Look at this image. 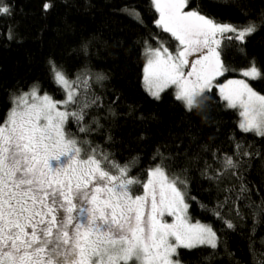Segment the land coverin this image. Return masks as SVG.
Masks as SVG:
<instances>
[{"label": "trees", "instance_id": "16d2710c", "mask_svg": "<svg viewBox=\"0 0 264 264\" xmlns=\"http://www.w3.org/2000/svg\"><path fill=\"white\" fill-rule=\"evenodd\" d=\"M0 2L10 7V14L0 15V123L14 98L34 86L62 100L64 89L55 82L61 71L79 82L77 103L66 111L89 105L79 124L69 118L70 136L87 141L82 146L109 163L127 165L130 178L147 181L148 171L160 166L185 193L189 220L206 222L216 233L215 248L178 247L179 262L264 264V137L240 129L237 109L226 106L217 88L191 111L172 87L159 98L146 91V49L176 47L155 25L158 14L150 0ZM186 8L237 29L255 25L244 41L225 34L220 58L226 76L254 64L262 76L250 84L264 94V0H188ZM225 157L235 167L225 169ZM142 193V184L133 186V195Z\"/></svg>", "mask_w": 264, "mask_h": 264}, {"label": "snow or ice", "instance_id": "6c2138e0", "mask_svg": "<svg viewBox=\"0 0 264 264\" xmlns=\"http://www.w3.org/2000/svg\"><path fill=\"white\" fill-rule=\"evenodd\" d=\"M150 3L158 13L155 25L178 43L175 53L163 43L146 49L147 91L159 98L175 86L176 100L191 111L218 87L226 106L240 109V129L264 137V95L247 82L260 79L261 71L253 64L242 71L247 79L214 84L227 71L217 36L232 33L227 39L244 41L255 25L237 29L216 23L198 11H186L188 0ZM8 14L10 7L0 2V15ZM55 78L66 92L64 100L41 96L33 88L17 97L0 124V264H174L178 247L215 248L216 233L189 222L185 193L160 166L142 182L129 177L127 165L109 163L96 149L87 151L82 146L87 141L70 136L65 130L69 118L79 124L89 105L85 102L79 112L60 110L77 103L74 85L79 82L61 71ZM83 84L87 87L86 80ZM224 167H235L232 157H225ZM141 184L143 194L133 195V186Z\"/></svg>", "mask_w": 264, "mask_h": 264}, {"label": "rangeland", "instance_id": "374dc122", "mask_svg": "<svg viewBox=\"0 0 264 264\" xmlns=\"http://www.w3.org/2000/svg\"><path fill=\"white\" fill-rule=\"evenodd\" d=\"M186 11H192V10H190V9H185ZM158 14V13H157ZM217 39H220L221 40V44H220V46L218 47V51H219V53H220V50H221V47H222V45H223V43H224V39H223V37H221V36H217ZM177 41H176V47H177ZM160 45H158V46H154V47H151V48H153V49H155V48H157V47H159ZM166 47V46H165ZM176 47L175 48H173V49H169V51H171V52H173V53H175V51H176ZM147 54L145 53V57H144V66H145V64H146V62H147ZM190 59H192V57H190ZM220 61H221V58H220ZM222 62V61H221ZM223 64V63H222ZM224 68L225 69H227L225 66H224ZM249 68V67H248ZM248 68H245V69H242L239 73H238V76H226L225 74L227 73V71H225L224 72V74L222 75V76H218L217 78H216V80L214 81V84L215 85H219V84H224V83H226L228 80H237V79H247V78H245L243 75H242V71L243 70H246V69H248ZM225 75V76H224ZM250 80L251 79H247V82L249 83V86L252 88V86H251V84H250ZM142 81H143V85H144V87H145V83H144V68H143V79H142ZM170 87H172L173 88V90H174V92L176 93V87L175 86H170ZM33 88H35V89H37V87H32V89ZM213 88H217L218 89V93L220 94V92H219V88L218 87H213ZM145 89H146V87H145ZM253 89V88H252ZM254 91H256L255 89H253ZM31 90H28V91H25V92H23V93H21V94H19L17 97H19V96H21L22 94H24V93H28V92H30ZM146 91H147V89H146ZM148 92V91H147ZM257 93H259V94H261V95H264V94H262V93H260V92H258V91H256ZM149 93V92H148ZM38 94L39 95H41V96H43V95H45V94H47V93H40L39 91H38ZM150 94V93H149ZM48 95V94H47ZM151 95V94H150ZM152 96V95H151ZM17 97H15L14 98V104H13V107L15 106V101H16V99H17ZM66 98V92H65V90H64V98L62 99V100H64ZM57 101H60V100H57ZM12 107V108H13ZM60 110H62V111H64V110H66L65 109V107L64 106H61L60 107ZM237 111H238V113H240V109H238L237 108ZM241 116H240V114H239V124H240V121H241ZM4 122V121H3ZM2 122V123H3ZM2 123H0V124H2ZM164 172H165V170H164ZM166 174V173H165ZM167 175V174H166ZM167 177L169 178V180H172L168 175H167ZM178 186V185H177ZM179 187V186H178ZM143 194V193H142ZM142 194H137V195H142ZM164 219L168 222V223H172V221H173V218L172 217H170V216H165L164 217ZM189 222L190 223H192V224H196L197 222H199L200 224H203V225H208V226H210L208 223H206V222H201V221H191V220H189ZM211 227V226H210ZM212 228V227H211ZM213 230V229H212ZM214 231V230H213ZM216 242H217V240H216ZM206 245V244H205ZM206 246H210V245H206ZM172 259H173V262H174V264H182L181 262H179L176 258H175V255L172 257Z\"/></svg>", "mask_w": 264, "mask_h": 264}]
</instances>
